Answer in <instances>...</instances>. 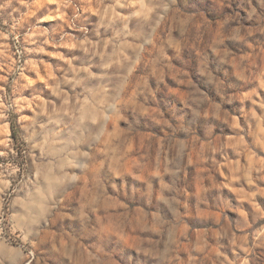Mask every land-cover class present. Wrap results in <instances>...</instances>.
<instances>
[{
    "label": "rangeland",
    "instance_id": "rangeland-1",
    "mask_svg": "<svg viewBox=\"0 0 264 264\" xmlns=\"http://www.w3.org/2000/svg\"><path fill=\"white\" fill-rule=\"evenodd\" d=\"M0 264H264V0H0Z\"/></svg>",
    "mask_w": 264,
    "mask_h": 264
},
{
    "label": "trees",
    "instance_id": "trees-1",
    "mask_svg": "<svg viewBox=\"0 0 264 264\" xmlns=\"http://www.w3.org/2000/svg\"><path fill=\"white\" fill-rule=\"evenodd\" d=\"M10 129H11L12 135L15 134V132H16V124H15L14 120L10 121Z\"/></svg>",
    "mask_w": 264,
    "mask_h": 264
}]
</instances>
